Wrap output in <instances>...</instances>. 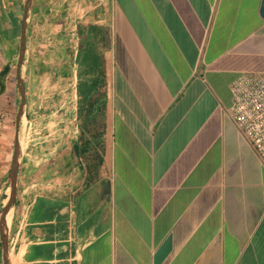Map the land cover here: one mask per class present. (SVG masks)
Listing matches in <instances>:
<instances>
[{
	"label": "crops",
	"instance_id": "1",
	"mask_svg": "<svg viewBox=\"0 0 264 264\" xmlns=\"http://www.w3.org/2000/svg\"><path fill=\"white\" fill-rule=\"evenodd\" d=\"M261 2L30 0L8 264H153L168 236L161 264H264V161L226 114L237 75L264 80ZM24 3L0 0L7 60ZM95 80L105 133L91 171L79 99L98 95L80 89Z\"/></svg>",
	"mask_w": 264,
	"mask_h": 264
},
{
	"label": "built area",
	"instance_id": "2",
	"mask_svg": "<svg viewBox=\"0 0 264 264\" xmlns=\"http://www.w3.org/2000/svg\"><path fill=\"white\" fill-rule=\"evenodd\" d=\"M231 102L226 114L234 126L264 161V80L253 73H240L230 84ZM5 115L0 113V134ZM1 165V161H0ZM8 182L0 177V201Z\"/></svg>",
	"mask_w": 264,
	"mask_h": 264
},
{
	"label": "water",
	"instance_id": "3",
	"mask_svg": "<svg viewBox=\"0 0 264 264\" xmlns=\"http://www.w3.org/2000/svg\"><path fill=\"white\" fill-rule=\"evenodd\" d=\"M29 8H30V0H25L24 7H23L21 27H20V40H19V49H18V55H17V63H16V68H15L16 83H17V88L20 94L21 101H20V104L17 110L16 120H15V146H14L12 162H11V166H10V170L8 174L9 176L8 197H7V202L5 206L0 209V248L2 252L3 264H8L7 262L8 228L6 224V215H7L9 208L14 203L15 196H16V188H17L16 176H17V171H18V158L20 155L18 134H19L20 118L23 114V108L25 105L24 82L21 77L20 68L23 63L24 53L26 49L25 31H26V19H27ZM260 15L262 18H264V0H262L261 5H260ZM8 70H9V66L6 65L0 71V90H4V84L2 83L1 78L6 75ZM109 192H110L109 182H106L103 188L102 200L106 199L105 197L109 195ZM171 249H172L171 236H168L164 240V242L159 246V248L156 250L153 256V264H161L165 260V258L169 255Z\"/></svg>",
	"mask_w": 264,
	"mask_h": 264
},
{
	"label": "rangeland",
	"instance_id": "4",
	"mask_svg": "<svg viewBox=\"0 0 264 264\" xmlns=\"http://www.w3.org/2000/svg\"><path fill=\"white\" fill-rule=\"evenodd\" d=\"M7 48L8 46L6 45V39L4 38L2 34H0V54L2 55V57L0 58V71L3 69L4 66L6 65L9 66L8 72L1 79L2 81H4V88H5L6 82H8L9 85H8L7 90L6 88L4 89L5 91L4 94L6 95V101L5 100L3 101L4 105L2 107V110H0V113H3L5 115L4 127L0 134V161H1V166L4 169L8 168V173H9L11 162H12V157H13V152H14V146H15V120H16V114H17V110H18L20 100H21L20 94L17 88L16 74H15V65L17 62V55H18V49H19V38L17 39V43H16L15 50L13 52V56L11 60L5 59L4 54L7 53L6 52ZM33 115L35 114L27 113V119L29 121L30 119H34L32 117ZM34 123L35 122L31 121V124H34ZM27 124H30V123L23 121L22 125L20 124L19 126V130H20L19 131V142H20V149L22 150L26 146L27 136L29 133ZM8 191H9V184L4 191L2 198L6 199V197L8 196ZM5 204L6 202L3 201L0 205L4 207Z\"/></svg>",
	"mask_w": 264,
	"mask_h": 264
},
{
	"label": "trees",
	"instance_id": "5",
	"mask_svg": "<svg viewBox=\"0 0 264 264\" xmlns=\"http://www.w3.org/2000/svg\"><path fill=\"white\" fill-rule=\"evenodd\" d=\"M2 13H3V10L2 8H0V14ZM81 35H82V40L80 42V49H82L83 51H85L86 53L90 55V52H87L88 51L87 45H89V43H87L86 41L87 37L86 39L85 37L83 38V35H85L84 30ZM92 63L93 65H95V61H92ZM98 65L100 66V62L98 63ZM2 83L4 84V81H2ZM103 84L104 82L95 80L89 84H86V82H84L80 85V89H82L84 92L91 91V92H95L96 94H98L97 96L91 97L88 100V102H86L87 99L84 96H82V98L80 97L79 99L81 102L79 104V111L81 110L80 116L82 119L81 124H82V130H83L82 138L83 136L86 135L88 137H92L96 139V144H92L86 140L85 142H83V145L77 146L78 156L82 157L81 159L86 169H90V170L91 169L96 170L103 163V157L101 153L103 151V137L105 133V103L99 105L95 114H92L91 109H90L96 103V101L101 98L100 97L101 92H96V91L100 89V87ZM2 93H4V90H0V94ZM87 103H88V107L86 108L85 106L87 105ZM92 177H95V176L92 175Z\"/></svg>",
	"mask_w": 264,
	"mask_h": 264
},
{
	"label": "bare ground",
	"instance_id": "6",
	"mask_svg": "<svg viewBox=\"0 0 264 264\" xmlns=\"http://www.w3.org/2000/svg\"><path fill=\"white\" fill-rule=\"evenodd\" d=\"M23 127V126H22ZM22 134H24V133H22ZM24 141V140H23Z\"/></svg>",
	"mask_w": 264,
	"mask_h": 264
}]
</instances>
